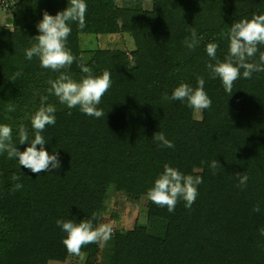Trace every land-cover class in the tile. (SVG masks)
<instances>
[{"label": "trees", "instance_id": "trees-1", "mask_svg": "<svg viewBox=\"0 0 264 264\" xmlns=\"http://www.w3.org/2000/svg\"><path fill=\"white\" fill-rule=\"evenodd\" d=\"M86 3L85 28L72 22L67 39L75 60L62 71L77 81L84 75L80 65L94 75L111 73L112 86L97 106L103 109L101 118L61 104L47 91L48 81L60 72L41 68L37 57L25 55L37 43L43 13L55 16L68 0H0V124L12 127L13 142L24 151L30 143L19 144V127L25 126L30 142L31 117L41 96H47L56 123L42 135L46 150L58 153L61 163L37 175L19 166V158L0 154V264L66 263L73 255L56 221L104 215L109 188L147 197L166 163L202 177L191 209L181 199L169 213L148 200V216L166 227L136 224L121 235L122 255L111 245L89 244L82 249L84 264H264V72L244 79L241 69L228 94L207 68L215 61L206 52L208 43L218 44L216 56L223 61L230 27L264 14V0H151L150 9L143 0L124 7L117 0ZM5 9L10 18L3 23ZM192 28L199 42L189 49L184 40ZM84 34H127L135 49L86 52L80 46ZM260 52L264 45L249 62H258ZM197 76L204 78L212 101L201 119L186 102L162 99L181 83L195 88ZM159 131L173 148L153 139ZM213 160L220 163L216 174L210 168ZM236 173L249 177L245 187L237 186ZM13 174L23 184L15 192ZM102 216L94 223H101Z\"/></svg>", "mask_w": 264, "mask_h": 264}, {"label": "clouds", "instance_id": "clouds-1", "mask_svg": "<svg viewBox=\"0 0 264 264\" xmlns=\"http://www.w3.org/2000/svg\"><path fill=\"white\" fill-rule=\"evenodd\" d=\"M86 12V0H68V7L55 16L45 11L43 19L37 24L40 33L34 38L37 43L27 49L25 55L28 60L34 56L37 57L41 68L60 72L55 80L48 81L50 87L47 91L49 94H54L61 104L69 109L78 107L81 113L87 116L101 118L104 115L103 109L97 106L112 86L111 73L104 70L101 75H94L89 67L80 65L84 75L77 81L69 72L62 71L70 68L75 60L71 50L67 47V39L72 31L70 24L75 22L78 28L83 30L86 26ZM228 40V55L223 61L217 59L216 56L218 44L208 43L206 52L211 60L215 61L214 64L208 63L207 68L212 72L213 78L221 80L226 93L231 94L234 82L241 77V69H243L244 79H251L254 72H264V52H260L258 62H249L259 51V46L264 45V14H253L251 19L244 18L235 22L230 27ZM198 42L196 30L192 28L191 35L185 38L184 44L187 48L193 49ZM16 75L19 76L20 73ZM196 79L195 88L187 83H181L173 90L171 96L165 92L162 99L184 101L195 113L209 109L212 101L205 91V80L201 76H197ZM47 100V96H41L40 107L31 117L34 138L30 142L25 126L20 125L19 127V144L30 143L24 151H20L13 142L12 127L0 124V154L6 152L9 159L19 158V166L37 175L61 167L58 153L49 154L45 148L47 143L42 135L48 125L54 126L56 123V109L48 104ZM13 110L11 105L7 107L8 112ZM153 139L162 147H174L172 141L168 140L162 131L157 132ZM219 165V161H211L210 168L213 174H216L215 170ZM163 168L154 186L147 191L148 200L159 207H167L169 213H173L177 203L182 199L185 201V207L190 210L199 195L198 186L203 183L202 177L185 175L178 168L167 163ZM235 176L239 181L238 187L247 185L249 177L246 173H236ZM10 179L15 182L12 187L13 192L23 188L18 175L13 174ZM253 211L259 213V205H255ZM102 215V213L93 212L90 219L80 222L63 219L56 221L57 226L66 233L62 243L69 255L76 256L83 261L86 253L82 249L85 246L106 243L111 239L113 228L110 223H94ZM260 231L264 235V228Z\"/></svg>", "mask_w": 264, "mask_h": 264}, {"label": "rangeland", "instance_id": "rangeland-1", "mask_svg": "<svg viewBox=\"0 0 264 264\" xmlns=\"http://www.w3.org/2000/svg\"><path fill=\"white\" fill-rule=\"evenodd\" d=\"M131 0H117L120 7L126 6ZM15 3V1H14ZM145 8L150 9L151 0H143ZM8 7V6H7ZM6 7V8H7ZM7 9L1 11L2 22L6 23L10 14H6ZM80 46L83 51L95 50H125L131 52L135 49V43L131 36L127 34L113 36L81 35ZM88 60V55H84V60ZM197 119L202 118L201 113H195ZM106 211L102 216L101 223H110L113 228V235L110 240L103 243L101 247L111 245L116 255H122L121 235L127 230L133 229L136 224L148 225L153 227H166V223L151 219L148 216L147 197H131L125 193L109 188L108 197L105 201ZM103 249V248H102ZM76 256H72L66 263L52 262L50 264H84Z\"/></svg>", "mask_w": 264, "mask_h": 264}]
</instances>
